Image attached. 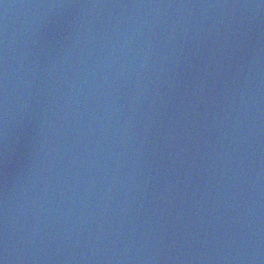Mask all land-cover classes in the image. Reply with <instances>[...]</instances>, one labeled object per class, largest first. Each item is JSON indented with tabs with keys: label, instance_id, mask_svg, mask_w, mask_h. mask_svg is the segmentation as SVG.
<instances>
[{
	"label": "water",
	"instance_id": "obj_1",
	"mask_svg": "<svg viewBox=\"0 0 264 264\" xmlns=\"http://www.w3.org/2000/svg\"><path fill=\"white\" fill-rule=\"evenodd\" d=\"M0 264H264V0H0Z\"/></svg>",
	"mask_w": 264,
	"mask_h": 264
}]
</instances>
